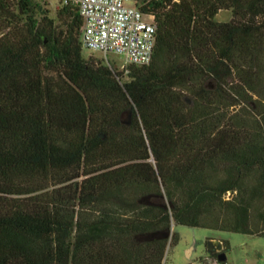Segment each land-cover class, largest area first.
<instances>
[{"label":"trees","instance_id":"trees-1","mask_svg":"<svg viewBox=\"0 0 264 264\" xmlns=\"http://www.w3.org/2000/svg\"><path fill=\"white\" fill-rule=\"evenodd\" d=\"M142 4L153 61L123 80L85 59L74 5L0 0V264H164L177 226L264 237V0Z\"/></svg>","mask_w":264,"mask_h":264},{"label":"built area","instance_id":"built-area-1","mask_svg":"<svg viewBox=\"0 0 264 264\" xmlns=\"http://www.w3.org/2000/svg\"><path fill=\"white\" fill-rule=\"evenodd\" d=\"M79 9L83 18L84 50L105 55H119L129 65L149 66L157 43L156 17L143 10L142 0H60ZM222 242L213 241L216 250L208 264H232L221 261Z\"/></svg>","mask_w":264,"mask_h":264},{"label":"rangeland","instance_id":"rangeland-1","mask_svg":"<svg viewBox=\"0 0 264 264\" xmlns=\"http://www.w3.org/2000/svg\"><path fill=\"white\" fill-rule=\"evenodd\" d=\"M44 9L48 11L52 19L57 20V11L61 6L60 0H42ZM233 14L230 11H222L217 17V22H230ZM85 59L94 58L103 60L117 70L124 73L127 79L128 67L125 58L119 55H108L83 50ZM180 241L177 245L169 247L164 264H208L210 255V239H216L222 243H228L229 251L225 253L227 261L232 264H264V237L244 235L228 231H215L202 228H189L186 226L175 227ZM213 247V246H212ZM222 252L224 246L222 245Z\"/></svg>","mask_w":264,"mask_h":264},{"label":"water","instance_id":"water-1","mask_svg":"<svg viewBox=\"0 0 264 264\" xmlns=\"http://www.w3.org/2000/svg\"><path fill=\"white\" fill-rule=\"evenodd\" d=\"M209 251H210L211 254H214L216 252L215 248L212 247V246L209 248ZM219 259L221 261H226L227 257H226V255L224 253H221V254H219Z\"/></svg>","mask_w":264,"mask_h":264},{"label":"crops","instance_id":"crops-1","mask_svg":"<svg viewBox=\"0 0 264 264\" xmlns=\"http://www.w3.org/2000/svg\"><path fill=\"white\" fill-rule=\"evenodd\" d=\"M213 241H217L216 239H210V246H213ZM214 247V246H213ZM210 253V252H209ZM211 254V253H210Z\"/></svg>","mask_w":264,"mask_h":264}]
</instances>
